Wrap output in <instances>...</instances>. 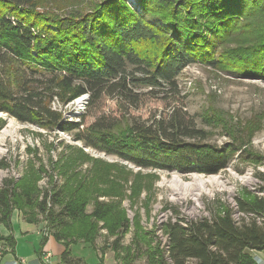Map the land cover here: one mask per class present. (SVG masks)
Segmentation results:
<instances>
[{
  "label": "trees",
  "instance_id": "16d2710c",
  "mask_svg": "<svg viewBox=\"0 0 264 264\" xmlns=\"http://www.w3.org/2000/svg\"><path fill=\"white\" fill-rule=\"evenodd\" d=\"M35 1L0 0V111L21 123L73 133L84 146L138 168L210 175L226 168L229 145L206 141L205 131L179 102L176 77L198 60L219 67L229 53L244 63L254 50L251 59L264 60V20L253 24L261 27L255 43L237 51L222 47L246 29L253 13L264 16V0H137L139 11L128 0H102L94 10L55 19L35 9ZM140 87L154 94L167 88L175 103L145 120L100 114L84 125L85 115L104 97H115L120 108H137ZM81 95L88 100L77 121L51 105L54 98L64 105ZM257 175L264 182V173ZM15 187L11 180L0 187V225L7 230H12ZM60 194L53 186L35 204L47 226L55 225L53 231L45 227L41 243L52 235L64 246L61 262L81 264L71 245L84 242L96 249L93 239H76L64 230L87 216L79 203L61 205ZM108 214L100 202L89 218L103 220ZM164 230V244L145 250L148 264H257L250 251H264V198L246 191L234 206L214 199L209 217L169 218ZM0 240L13 250L11 234L0 233ZM119 249L116 239L113 250ZM99 258L102 264L103 255Z\"/></svg>",
  "mask_w": 264,
  "mask_h": 264
},
{
  "label": "rangeland",
  "instance_id": "374dc122",
  "mask_svg": "<svg viewBox=\"0 0 264 264\" xmlns=\"http://www.w3.org/2000/svg\"><path fill=\"white\" fill-rule=\"evenodd\" d=\"M128 1L140 10L137 0ZM101 2L36 0L35 9L55 19L94 10L103 4ZM253 14L245 30H239L222 44L224 49L237 51L241 46L255 43L254 35L261 27L253 28V24L262 22L264 16ZM253 54L254 50L243 63L242 56L237 55L238 62H235L234 55L229 53L221 58L219 67L198 60L176 77L179 102L205 131L206 141L230 147V162L216 174L138 168L116 156L84 146L83 142L75 140L73 133L21 123L0 111V136H4L0 145V187L5 180L16 185L12 214L41 222L42 232L45 227L53 231L55 225L47 226L35 204L44 191L55 186L61 190V205L79 203L87 216L65 229L67 235L76 239L86 235L93 239L98 253L103 252L102 264H148L145 250L157 242L161 243L160 247L164 244V225L169 218L209 217L214 199L234 206L236 197L244 196L246 191L264 198V182L257 175L264 173V60L258 55L251 59ZM149 89L140 87L142 102L137 108H120L115 97L102 98L96 108L85 115L84 125L100 114L116 115L122 120L132 117L145 120L167 111L169 105L175 103L172 91L167 88L157 94L149 93ZM87 100L88 95H81L62 105L54 98L51 105L61 110L68 120L77 121L85 112ZM174 176L186 183L196 176L203 180L215 178L220 183L208 184L207 191L193 199L187 191L177 193L172 188ZM100 202L109 207L108 216L103 220L89 218L95 204ZM58 209L56 206L55 211ZM0 230L5 231L2 225ZM116 239L118 252L113 250ZM79 245L75 250L84 257L85 264L100 263V258L89 248L91 245L84 248L83 244ZM21 248L18 251L21 252Z\"/></svg>",
  "mask_w": 264,
  "mask_h": 264
},
{
  "label": "crops",
  "instance_id": "0c3cea01",
  "mask_svg": "<svg viewBox=\"0 0 264 264\" xmlns=\"http://www.w3.org/2000/svg\"><path fill=\"white\" fill-rule=\"evenodd\" d=\"M12 230L4 228V232L0 230L2 235L11 234L15 239V245L13 250L10 249L8 244L0 240V264H65L61 262L60 255L64 251L62 243L55 240L52 235H48L44 243H41L42 238V225L41 222H28L27 220L19 217L16 213L11 216ZM18 224V229L16 227ZM17 231L13 230L14 228ZM44 231V230H43ZM81 245L90 246L88 243L78 242L71 245V254L77 258H81V264H85V259L80 255V252L75 250L76 246ZM21 248L18 251V249ZM97 254L98 257L101 253H98V249L89 247ZM83 250V249H82ZM45 253H50L49 259L45 260ZM250 254L256 259L257 264H264V251L252 250Z\"/></svg>",
  "mask_w": 264,
  "mask_h": 264
},
{
  "label": "bare ground",
  "instance_id": "6f19581e",
  "mask_svg": "<svg viewBox=\"0 0 264 264\" xmlns=\"http://www.w3.org/2000/svg\"><path fill=\"white\" fill-rule=\"evenodd\" d=\"M81 102V99L78 100V103ZM3 135V134H2ZM0 136V145H2V141L4 139V136ZM1 153V151H0ZM245 180L248 181L249 178L245 177ZM220 183L219 180L217 179H210L209 180H203L200 179L198 176L194 177L193 180L189 183H186L184 181H182L179 177L174 176L172 181H171V185L173 186L172 188L174 190H177V193H180V190H185L189 193V195L193 198V199H197L198 196H200V193L202 191H207L206 186L210 183ZM182 194V193H181Z\"/></svg>",
  "mask_w": 264,
  "mask_h": 264
},
{
  "label": "built area",
  "instance_id": "2783aa9c",
  "mask_svg": "<svg viewBox=\"0 0 264 264\" xmlns=\"http://www.w3.org/2000/svg\"><path fill=\"white\" fill-rule=\"evenodd\" d=\"M50 257V253H45V260L47 261Z\"/></svg>",
  "mask_w": 264,
  "mask_h": 264
}]
</instances>
